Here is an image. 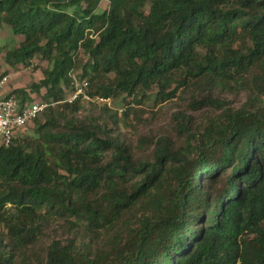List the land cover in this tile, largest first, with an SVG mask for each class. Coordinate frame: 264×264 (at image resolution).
I'll list each match as a JSON object with an SVG mask.
<instances>
[{
  "label": "trees",
  "instance_id": "1",
  "mask_svg": "<svg viewBox=\"0 0 264 264\" xmlns=\"http://www.w3.org/2000/svg\"><path fill=\"white\" fill-rule=\"evenodd\" d=\"M4 27L48 65L10 94L49 105L0 147V264H264V0H0ZM72 76L129 100L68 104Z\"/></svg>",
  "mask_w": 264,
  "mask_h": 264
},
{
  "label": "rangeland",
  "instance_id": "2",
  "mask_svg": "<svg viewBox=\"0 0 264 264\" xmlns=\"http://www.w3.org/2000/svg\"><path fill=\"white\" fill-rule=\"evenodd\" d=\"M107 6V2L103 1L98 9V12H101ZM18 37V36H17ZM20 39V38H19ZM18 42V38H15L11 35L6 27L0 31V77L2 74L7 75L8 83L1 90V93L11 91L13 89H23L28 92L31 84L37 82L42 78V71L45 70L48 65L45 61L35 57L32 63V66L25 68L22 66L12 67L7 65L4 60V56L7 50L14 49ZM32 101L40 100L39 95H32ZM188 95H183L180 99H176L174 102L164 104L157 116H149L148 113L144 114V118H148L144 123L138 124L135 121L130 122V125L123 126L121 125L120 131L122 135L133 144L136 143V140L140 136H153L158 133H162L170 130L172 124L171 116L178 109L185 108L187 103ZM229 100H232L233 107H239L244 98L242 95L235 97H228ZM129 99L126 97H121L116 101L108 100L105 102H98L102 105H106L113 111H118L120 113L123 110L125 103ZM89 104V103H87ZM82 112V111H81ZM96 112L98 109L96 108ZM85 114L84 112H82ZM89 113V112H88ZM189 115L197 116L199 112L187 111ZM149 116V117H148ZM33 123L29 124L28 127L23 131L21 136H28L32 134Z\"/></svg>",
  "mask_w": 264,
  "mask_h": 264
},
{
  "label": "built area",
  "instance_id": "3",
  "mask_svg": "<svg viewBox=\"0 0 264 264\" xmlns=\"http://www.w3.org/2000/svg\"><path fill=\"white\" fill-rule=\"evenodd\" d=\"M8 76L0 78V147L9 146L16 135L20 134L24 127L36 120L41 113L48 107L49 103L38 100L21 104L11 91L1 93V90L8 83ZM74 90L68 95L64 102L72 104L77 100L83 103L107 102L109 99L91 97L86 88V81H77L74 76ZM54 105V103H51Z\"/></svg>",
  "mask_w": 264,
  "mask_h": 264
},
{
  "label": "crops",
  "instance_id": "4",
  "mask_svg": "<svg viewBox=\"0 0 264 264\" xmlns=\"http://www.w3.org/2000/svg\"><path fill=\"white\" fill-rule=\"evenodd\" d=\"M12 91V90H11Z\"/></svg>",
  "mask_w": 264,
  "mask_h": 264
}]
</instances>
